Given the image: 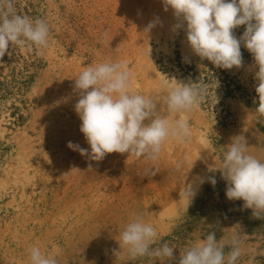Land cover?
Instances as JSON below:
<instances>
[{
  "label": "rangeland",
  "instance_id": "rangeland-1",
  "mask_svg": "<svg viewBox=\"0 0 264 264\" xmlns=\"http://www.w3.org/2000/svg\"><path fill=\"white\" fill-rule=\"evenodd\" d=\"M16 9L45 19L50 42L43 51L10 45L0 57V264H29L34 245L55 254L58 264H177L210 231L221 243L239 235L237 264H264V214L257 219L242 200L227 199L222 167L231 139L240 135L264 161V117L255 112L258 67L243 44L240 68L201 60L162 0H16ZM244 31L241 25L233 33L240 38ZM109 60H127L133 90L157 98L165 81L197 83L210 69L225 75L189 114L190 144L168 141L155 161L110 153L96 162L67 146L89 148L74 84L86 66ZM148 169L155 175H146ZM137 214L159 233L153 247L167 243L174 260L132 261L119 249L120 233Z\"/></svg>",
  "mask_w": 264,
  "mask_h": 264
},
{
  "label": "clouds",
  "instance_id": "clouds-1",
  "mask_svg": "<svg viewBox=\"0 0 264 264\" xmlns=\"http://www.w3.org/2000/svg\"><path fill=\"white\" fill-rule=\"evenodd\" d=\"M162 3L165 11L173 10L180 21L175 28H184L190 48L201 60L207 59L217 68L230 70L243 65L242 44L253 55L258 67L255 112L264 117V0H162ZM241 25L245 26V31L237 38L233 30ZM153 26L150 23L148 29ZM49 42L50 26L45 19L19 14L16 0H0V57L8 52L10 45L12 48L27 45L29 50L43 51ZM133 79L127 60L86 66L75 78L74 87L79 94L75 111L89 148L70 141L67 146L71 150L96 162L110 153H127L155 161L168 141L184 145L192 142L188 117L205 101L207 86L202 81L175 80L174 86L165 81L164 94L157 98L134 91ZM168 114L174 118L168 119ZM248 149L244 136L231 139L222 164L228 184L225 194L228 200H242L243 207L251 209L253 217L261 219L264 161ZM187 162L185 156L177 163V170ZM146 175H155V171L148 169ZM210 182L216 183L214 178ZM184 195L190 203L194 196L191 184L184 186ZM159 239L156 227L146 221L143 214H137L120 233L119 249H125L132 261L151 257L171 262L175 259L174 248L167 243L153 247ZM27 251L29 264H58L55 254H45L38 246ZM242 254L238 234L221 243L215 232L210 231L206 238L180 254L177 264H237Z\"/></svg>",
  "mask_w": 264,
  "mask_h": 264
},
{
  "label": "trees",
  "instance_id": "trees-1",
  "mask_svg": "<svg viewBox=\"0 0 264 264\" xmlns=\"http://www.w3.org/2000/svg\"><path fill=\"white\" fill-rule=\"evenodd\" d=\"M11 72L13 74L14 72L13 69L11 70ZM19 73H22V72H19ZM223 75L225 74L219 75L215 69H210L209 72H206L204 74V77L198 79L197 83L202 81L207 86V91H208V85L220 82ZM226 85H227L226 87H229L230 84L228 83ZM225 93H228V91H225Z\"/></svg>",
  "mask_w": 264,
  "mask_h": 264
}]
</instances>
